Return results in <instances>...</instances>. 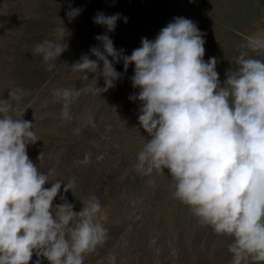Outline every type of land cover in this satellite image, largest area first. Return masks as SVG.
Masks as SVG:
<instances>
[{"label": "clouds", "instance_id": "clouds-1", "mask_svg": "<svg viewBox=\"0 0 264 264\" xmlns=\"http://www.w3.org/2000/svg\"><path fill=\"white\" fill-rule=\"evenodd\" d=\"M82 11L70 6L69 22ZM120 19V13L97 12L93 23L107 31L95 37L100 46L89 49L95 59L82 54L71 66L60 64L89 81L52 90L60 118L73 119L71 106L82 95L101 97L114 88L123 76L115 63L122 61L125 72L134 65L130 80L139 92L129 99L139 102L138 124L147 134L135 171L169 175L173 197L198 223L231 238V264H264V59L249 55H264V36L239 45L238 67L227 70L222 83L217 59L204 60V34L194 21L174 17L154 39L142 37L140 46L125 55L108 35ZM66 30L61 20L53 38L33 47L48 71L68 49ZM101 77L103 87L98 86ZM26 95L11 87L8 98H0V264H29L33 254L34 264H41V257L49 264H84L110 238L100 221L102 205L91 196L74 211L60 190L63 185L64 193L74 195L76 178L64 183L54 168L42 172L29 158L27 147L40 139L32 122L15 115ZM85 121L94 126L91 114ZM79 132L74 129V135ZM58 195L62 203L54 204ZM115 261L110 254L109 264Z\"/></svg>", "mask_w": 264, "mask_h": 264}, {"label": "rangeland", "instance_id": "rangeland-1", "mask_svg": "<svg viewBox=\"0 0 264 264\" xmlns=\"http://www.w3.org/2000/svg\"><path fill=\"white\" fill-rule=\"evenodd\" d=\"M70 6L83 9L71 22L66 16ZM101 11L121 14L108 35L125 55L140 46L142 37L154 39L174 17L194 21L204 34V60L217 59L216 71L223 83L226 71L238 67L239 45L251 36H264V0H0V98L7 99L11 87L28 93L15 115L23 114L24 120L32 122L40 140L27 147V154L40 171L54 168L56 178L64 183L76 178L75 196L71 191L64 193L63 185L60 190L74 204V211L91 196L102 205L100 221L110 238L84 264H109L110 254L115 255V264H231V238L198 223L189 207L173 197L169 175L145 176L134 169L147 138L138 124L139 102L129 99L139 92L130 80L134 65L125 72L122 61L115 63L122 79L101 97L78 98L71 106V121L62 120L61 105L52 103L53 89L89 83L60 64L71 66L82 54L95 59L89 49L99 47L95 37L107 31L93 23ZM61 20L70 33L68 49L58 66L48 71L32 50L53 38ZM249 55L264 59L251 51ZM98 86L103 87L102 77ZM88 114L94 126L86 124ZM77 128L79 135H74ZM53 203H62L59 195ZM36 259L33 254L29 264ZM40 259L41 264H49Z\"/></svg>", "mask_w": 264, "mask_h": 264}]
</instances>
